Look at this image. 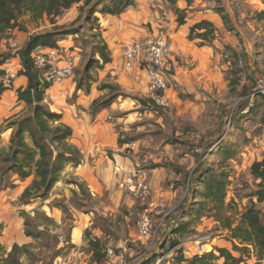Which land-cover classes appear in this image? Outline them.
I'll return each instance as SVG.
<instances>
[{"label":"rangeland","instance_id":"obj_1","mask_svg":"<svg viewBox=\"0 0 264 264\" xmlns=\"http://www.w3.org/2000/svg\"><path fill=\"white\" fill-rule=\"evenodd\" d=\"M193 4H196L195 10H199L202 4L205 5L204 9H209L219 16L220 23L215 27L216 40L210 47H198L197 40L187 41V38L185 42L180 40V43L184 42L180 47L185 54L176 56L172 53L171 74L166 76L167 107H157L148 102L147 96L137 95L129 88H123L108 69L104 71L106 67L99 69L94 66L86 78H83L81 91H84L86 83L90 84L87 94L95 100H105L116 93L121 96L114 100L99 119L91 120L90 124L87 122L88 124L83 125L80 122L75 126L70 122L79 140L88 145L85 146L87 150L84 149L86 155L81 161L82 168L66 166L50 195L40 202V204L45 202L47 207L61 209L62 221L57 218L61 223H56V218L52 216L48 217L39 203L32 205L34 208L32 214L30 211L27 212L29 214L26 213L31 215L33 230L39 228L44 231L40 239H33L29 245L19 246L27 249L18 251L20 264H54L55 254L60 257L58 264H83L88 261L85 258L86 238L84 242L78 244L69 242L71 225L77 218L67 207L74 208L92 220L94 215L104 218L107 223L102 224V229L104 228L103 232L107 235L102 233L101 237H107V243L113 251H118L117 247L126 242L133 249L132 257L135 259L133 264H154L156 260H145L157 250L156 245L150 250L145 249L140 243H129L136 234V223L142 209L133 197L125 192H119L117 187L113 186L114 183L117 185L116 181L121 175L126 174L140 173L146 178L154 197L165 200L168 215L164 220L169 218L172 222L183 219L184 222H188L189 218L183 213V207L188 209L201 201L197 194L202 190V186L195 183L194 189L188 193L189 176L193 174L195 178L197 171L205 169L224 170L229 174L227 202H231L226 216L230 217L233 227L239 222V212L246 206L249 194L256 186L250 175V166L254 162L264 161V98L252 95L257 79L264 77V24L256 19V13L264 12V3L261 0H194ZM177 10L163 8L166 16L158 14L153 29L163 26L171 35L174 28L170 30L169 24L172 20L177 22ZM195 10L185 13L184 19L190 21L193 18L190 14H194ZM167 12L172 14L169 19ZM222 16L231 22L232 32L225 29ZM22 17L20 22L26 30L20 32H29V28L33 27H42V30L46 27L44 32L53 29L49 22L48 24L43 21L44 18L34 22L29 15ZM99 23L95 20L88 24L84 23L79 30V37L74 43L75 45L77 41L76 48L82 50L76 63L77 70L83 71L89 60L97 59L90 51L94 43L104 42ZM227 48H232L236 52L243 50L247 55V72L250 79L247 80L246 75L242 74L244 84L235 89L236 91L228 87L227 76H230L229 63L232 61V51ZM176 72L178 76L181 75L180 85L173 80ZM120 83L125 84L123 78ZM106 85L112 86L113 89L104 88ZM245 88L249 89L248 95L242 97ZM59 90L54 94L53 101L56 104H64L62 103L64 95L60 96L62 101L58 103ZM65 100L68 106L82 101L75 94L72 97L67 95ZM78 107L84 108L82 103ZM76 109L78 111L77 107ZM118 116L120 120H117ZM71 139L72 137L68 144L77 148ZM119 140L123 145H119ZM225 148L232 151V155L234 154L232 158H224L222 150ZM97 159L100 167L94 170V161ZM120 165L126 171H121ZM176 169L182 171L181 174H176ZM94 185H98V190H93ZM18 201L17 199L15 202L20 203ZM211 214L212 212H205L206 216ZM151 219L154 224L160 221L155 215ZM93 228L92 224L91 229L85 231L93 236ZM1 229L0 227V233ZM158 235L162 236V229L157 232L154 241L158 239ZM229 235L230 233L223 230L215 218L193 220L185 234L179 237L181 242L179 247H191V244L188 246L184 244L198 242L197 245L194 244L195 247L198 249L203 247L202 250L210 251L209 242L220 237L232 249V244L228 240ZM0 240V262L10 264V261L5 259L9 252L7 239L3 237ZM161 250L159 249V253L163 256L171 253L166 252L167 249ZM74 253H81L82 256L77 257ZM175 256L176 251H173L165 260H169V264H175ZM247 261L262 264L264 260L263 258L258 260L251 251L245 264Z\"/></svg>","mask_w":264,"mask_h":264},{"label":"trees","instance_id":"obj_2","mask_svg":"<svg viewBox=\"0 0 264 264\" xmlns=\"http://www.w3.org/2000/svg\"><path fill=\"white\" fill-rule=\"evenodd\" d=\"M162 1L170 5H174L176 2V0ZM184 1L188 5L192 2V0ZM261 1L264 3V0ZM73 6H77V18L68 26L55 25L56 19ZM134 7L135 0H0V41L13 30H26L19 21L24 15H29L34 22L43 19L45 16L48 22L53 25V29L50 31L30 35L18 52L21 63V70L18 75L27 79V85L24 89L16 90V95L18 101L25 104V108L20 114L6 121L5 126L11 130V135L8 144L0 149V190L15 187L12 182L13 176H16L20 181L32 177L31 182L24 188L19 197L21 204L27 205L34 201L47 199L59 181L64 168L68 165L76 168L81 165L82 161V156L78 150L68 144V140L72 136V129L61 124L62 116L52 112L43 103L45 93L52 84L43 80L40 71L34 67L32 53L41 48H57V42L66 36L79 37V30L82 29L84 23L98 21L95 16L96 13L119 16ZM176 14L178 15L177 25L185 24V12L177 10ZM256 19L264 24V12L256 13ZM221 20L225 29L232 32L233 26L228 18L222 16ZM93 38H95L94 35ZM187 39L199 41L198 47H210L216 40V28L211 22L202 20L189 28ZM227 49L232 51V61L229 63L230 76H227L228 87L230 90L236 91L235 89L240 86L242 74L246 75L247 80L250 79L247 72V55L243 50L236 52L232 48ZM90 53L97 56V59L89 60L83 71L73 69L77 89L81 88L82 80L84 77L86 78L91 68L97 66L101 69L111 62L110 53L104 42L94 43ZM11 56L9 53L0 54V66ZM3 73L4 71L0 69V96L9 89L4 87L1 82ZM104 88L113 89L110 85H106ZM248 91L249 89L245 88L241 94L242 97L247 96ZM159 93L164 95V92ZM119 96L121 95L116 93L105 100H94L91 104V115L109 107ZM261 97L264 98V96ZM148 102L161 107L151 99ZM119 145H123L120 140ZM222 152L225 159L234 156L232 151H228V148ZM181 172L179 169L175 171L176 174H181ZM195 175H197L195 178H193V174L189 176L188 193L194 189L195 183L200 184L202 190L197 195L201 201L196 202L188 209L183 207L182 211L189 218L188 222H184L183 219L180 221L172 220V222L169 218L164 220V224L162 223L160 226L162 228L159 227L157 230L159 232L162 229V236L158 235L156 240L158 251L152 252L145 261L148 259L157 260L163 256L159 253V249H167L166 252L171 251V253L176 251L175 264H218L220 261L222 264H245V260L251 251L258 260H261L264 257V161L254 162L250 166V175L256 182V186L249 194L246 206L239 212L240 219L234 227L230 217L226 216L231 205V202H227L229 174L224 170L205 169L197 171ZM185 181L187 180L185 179ZM205 212H212V214L206 216ZM21 217L24 220V233L27 237L32 239L43 237V232L37 229L33 230V220L29 216L21 213ZM208 217L215 218L221 224V228L230 233L228 240L232 244V249L214 247L200 255L184 253L183 248L179 247L181 244L179 237L185 234L193 220ZM103 223L106 224L107 221L101 216L95 215L94 224L101 231H104V228L102 229ZM164 228H166V232ZM85 238L91 253L90 262L100 264L105 261L107 259L105 241L90 236L88 231L85 232ZM22 249L27 250L24 247L20 248L13 245L5 259L9 260L10 264H20L18 251ZM171 253L168 252V255ZM165 263L169 264L170 261L163 260L161 262V264ZM0 264L2 263L0 262Z\"/></svg>","mask_w":264,"mask_h":264},{"label":"crops","instance_id":"obj_3","mask_svg":"<svg viewBox=\"0 0 264 264\" xmlns=\"http://www.w3.org/2000/svg\"><path fill=\"white\" fill-rule=\"evenodd\" d=\"M193 1L194 0H192L191 4L188 5L184 0H176L174 5H170L162 0H135V7L128 9L125 13L119 16L100 15L96 13L95 16L100 22L99 30L101 31L102 38L105 42V45L111 57V62L103 66V68L106 67L104 71L106 72V70L108 69V71H110L113 78L119 80V84L122 85L123 88H129L132 91H134L137 95L143 94L146 96V86H147V81H148L146 73L142 70L138 73H136L135 71L131 73L123 69V57L121 53L122 47L130 43L134 39L145 37L148 35V33L150 34L156 22L155 18H158L157 15L162 13L164 16H166L165 12L163 11V8L168 9L169 7L174 10L178 9L185 13H188L189 11H193L196 9V4H193ZM204 6L205 5L201 4V7L199 10H195L194 14L191 13L190 15H193V18L190 21H188V19H185V24H183L182 26H178L174 20L170 22L169 24L170 30L172 27L174 28L171 33V38H172V43H173V53L176 54V56L178 54L181 56H184L185 52H183L184 50H182L180 46L184 44L185 39L187 38L188 33H189V28L192 25L202 20L211 22L213 25H215V27H217V23H220V20H218L219 16L216 14H213L211 10L209 9H204L203 8ZM166 14H167V19H169L168 17L172 15L170 14V12H167ZM77 16H78L77 6H73L71 9L65 12L61 17L56 19L55 25L63 26L65 24L66 25L70 24L77 18ZM24 20L26 21V19ZM43 21L48 23L45 16H44ZM49 25L51 26V28H53V25L51 24ZM45 29L46 27H43V30H42V27L41 28L33 27V28H29V32H26V33L20 32L18 30H13L12 35L19 41V43L23 47L24 43L26 42V40L28 39L30 35L43 33ZM76 38L77 37H74V36H66L57 42V48L63 49V51L66 52L65 53L66 56L73 57L74 66H75L74 68L77 67L76 63L79 60L80 53L82 52V50H80L79 47L76 48L75 46L77 44V41H76V44L74 45ZM180 40H183L184 42L180 43ZM187 41L186 43H188ZM189 44L192 45L191 42ZM43 49H46V48H43ZM43 49L41 48V50ZM190 51H193V50H190ZM2 53L4 52L1 50L0 54ZM59 65H62L61 61ZM12 67L18 70V72L21 70V63H20V59L18 56H11L2 66H0V69L3 71H6ZM176 74L177 75H175V78H173V80L174 82H176V84L180 85L181 75L178 76V72H176ZM74 78H75V74H72V76L69 79L65 80L64 82L60 84H53L52 86L54 87L61 86L62 88H59L60 89L59 90L58 88L55 89L54 87L51 86L45 93L43 103L46 106H48L52 112L60 114L62 116L61 122H63L64 124L68 125V127L73 129L71 141L78 148L76 149L79 150L78 152L80 153L82 158L85 159L86 154H85L84 149L86 148L85 146L87 144H85L83 140H79L78 138L79 136L75 134L73 125L76 126L80 122L83 125L86 124L87 122L90 124L91 120L99 119L100 115H102V113L106 109L110 108V106L114 102L109 107L102 109L100 111H97L95 114L91 115V104L93 103L95 99L91 98L90 95L87 94L88 91L90 90L89 89L90 84L87 85L86 83V87H84V91H81V88L83 87V85L81 86L80 89H77ZM122 78L125 84L120 83V80ZM26 85H27V79L24 76L17 75V77L12 83V87L10 89H7L0 96V149L5 147L8 144V141L11 135V130L5 127L6 121L11 117L20 114L25 108V104L23 102L18 101L16 90L24 89ZM58 90H59L58 95L60 99L58 100V103H61L62 101L61 100L62 98L60 96L64 95L63 97L64 100L62 101V103L64 104H56V102L53 101L55 97L54 94ZM91 90H92V86H91ZM74 94L76 97L79 96V98L82 99V101L77 102L75 105L68 106L65 100L66 96L68 95V97H72L74 96ZM80 103L83 104L84 108L78 107ZM76 107L78 108V111ZM53 108H57V109L53 110ZM66 119H68V121ZM120 119L121 118L118 116L117 120H120ZM70 122H72L73 125ZM98 162H99L98 159L94 161L95 163V166L93 167L94 170L96 168L97 170L99 169L100 164ZM76 168L81 169L82 166L79 165ZM120 168L122 169L121 171L123 170L126 171L122 165H120ZM78 169L76 170L79 171ZM76 175H79V174H76ZM31 179L32 177L26 179L25 181H20L16 176H13L12 182L15 185V187L0 190L1 191L0 192V227L2 228L0 237L1 238L4 237V239H7L9 251L13 247V245L26 246L33 242V239L31 237H27L25 235L24 220H23V217L20 216L21 213L26 214L29 211L30 213L31 212L33 213L34 208L32 205L39 203L38 205H41V208L43 209L45 214L48 215V217L52 216L53 218H56L55 220L56 223H61L59 222V220L62 221V210L54 206L52 207L50 206L51 208L47 207L45 205V202L40 204L41 201L38 200V201L31 202L27 205H23L21 204V202L20 203L15 202L17 199L19 200V197L22 191L31 182ZM113 186L117 187L115 183ZM91 187L92 186H90V190H91ZM93 190L94 191L98 190V185H94ZM117 190H119L118 187H117ZM119 192L122 193V191L120 190ZM67 208L69 209L70 212H73L72 214H74L75 215L74 217L77 218V220L72 222L73 224L71 225L72 229L69 235V242H72L73 244L84 242L83 240L85 239V232H86L85 230L89 228L91 229V225L93 224L94 230L93 229L92 230L94 231V235L92 237H97V238L104 240L106 243L107 249H111L109 246V243H107V237L105 236L101 237L102 233L105 235H107V233H104L103 231H101L99 227L95 226L94 218L92 220V218L90 219L87 215L78 213V211L74 210V208H69V207ZM27 216L30 217L31 215H27ZM57 218H59V220H57ZM37 230L40 232L44 231V230L43 231L39 230V228H37ZM135 235L133 239L135 238ZM85 240H86L85 242H88L87 239ZM188 244L189 245L191 244L193 246L195 243L193 244V242H189V243L186 242L184 245L188 246ZM125 245H126V242L123 245H119L118 247L117 246L116 247L119 250L121 247ZM208 246L211 247V249L216 247V248H224V249L231 250V246H229L225 241L221 240L220 237H217L216 239L211 240ZM86 248L87 250L85 249L86 251L85 258H87L88 261L84 262L83 264H87V262L89 264H97V263L90 262L91 253L89 252L88 247ZM201 248H199V250ZM208 251L209 250L204 251L201 249L200 253L202 254ZM56 255L57 257H55ZM74 255H76L77 257L82 256L81 253H77V254L74 253ZM234 255L237 256L236 254ZM55 256H54V259H55L54 264H58V262L60 261V257L58 256V254H55ZM263 260H264V257H263ZM263 262L262 264H264ZM102 263L112 264L108 259H105V261H103ZM218 264H222V262L220 261ZM246 264H255V263L247 261Z\"/></svg>","mask_w":264,"mask_h":264},{"label":"built area","instance_id":"obj_4","mask_svg":"<svg viewBox=\"0 0 264 264\" xmlns=\"http://www.w3.org/2000/svg\"><path fill=\"white\" fill-rule=\"evenodd\" d=\"M22 46L19 41L9 34L0 41V51L18 56ZM66 52L59 48L37 49L32 53L34 67L40 71L42 79L53 84H60L69 79L73 74L74 59L66 56ZM123 69L127 72L146 73L147 86L146 96L156 105L167 107L165 93L168 90L167 75H169L173 53V43L169 32L163 26H158L145 37L134 39L122 47ZM60 61L62 65H59ZM18 75V70L10 68L1 76L4 87L11 88L12 83ZM244 82L241 79L240 86ZM159 92H164L161 95ZM252 95L264 96V77L257 79ZM133 148V146H132ZM120 191L133 197L142 211L138 222L135 238L130 240V244L140 243L145 249H152L156 245L157 230L168 215L167 204L162 198L154 197L151 187L147 184L146 178L140 173L121 175L116 181ZM155 215L159 218V223L154 224L151 217ZM154 241V242H153ZM151 242H153L151 244ZM197 245L198 242H195ZM186 254H201L197 247L191 246L183 248ZM133 249L129 244L121 247L117 252L107 249L106 258L112 264H133L135 259ZM166 256H161L155 263L161 264ZM154 263V264H155Z\"/></svg>","mask_w":264,"mask_h":264}]
</instances>
